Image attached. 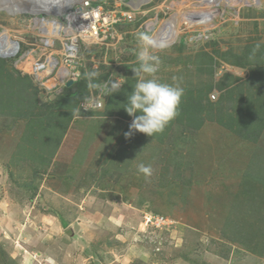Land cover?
<instances>
[{
  "label": "rangeland",
  "instance_id": "1",
  "mask_svg": "<svg viewBox=\"0 0 264 264\" xmlns=\"http://www.w3.org/2000/svg\"><path fill=\"white\" fill-rule=\"evenodd\" d=\"M93 1H97L104 10L115 12L119 21L114 28L125 34L124 41L114 51H108L106 64L110 63L108 57H116L121 61L137 60L138 53L143 47L139 37L144 33V28L150 25L154 27V33L146 34L155 38L158 30L167 28V26L161 27L170 16L172 20L174 17H185L190 12L207 9V6L202 9L197 6L193 8L200 3V0H151L150 3L136 10L131 22H125L120 18V13L128 8L132 9L125 1ZM115 4H118V7ZM215 9L213 8L211 13H214ZM28 19L30 17L23 15L13 17L0 12V32L3 29L7 30L11 39L22 36L23 42L27 44L31 36L21 20L27 24ZM174 25V28H181L182 31L175 41L169 47L150 49L153 55L159 58L162 56L163 62L168 58L172 64L179 52L187 55L208 42H214L223 50L230 48L232 52H237L246 45L264 40V0L249 6L221 5L219 13L207 31H203L205 27L202 26L186 30L182 22ZM176 45H180L177 50L173 49ZM184 45L183 48L187 50H182ZM24 48L27 49L28 46L25 45ZM101 51L102 49L92 46L81 55L84 60V63L81 62L84 73L86 69L90 71V64L93 61L99 66V59L102 61L103 57ZM259 52L261 54L257 56L258 60L262 58L264 61V45ZM249 54L243 55L247 56L242 59L246 63ZM203 57V54H198L195 61L197 68L203 62ZM6 61L10 67L13 66V60L6 59ZM157 66L159 70V64ZM102 67H105V70L107 68L106 65ZM194 67L195 65L193 66L187 58L181 63L184 89L185 85H193L190 80L197 76L192 72ZM195 72L201 74L197 69ZM36 88L39 90L40 102L55 106L57 97L51 98V94H46L40 86L36 85ZM193 91L198 92L197 89ZM193 91L184 94L181 98L178 113L193 107L189 105L193 100ZM26 92H23L16 82L12 83L0 75V110L7 111V107L11 108V105L22 106L27 103L33 97L26 96ZM262 108L264 106H255L256 113H247L248 117L252 120L256 115L260 119ZM225 114L230 118L235 117L231 109ZM5 115L6 112L2 116ZM6 123V126L0 129V264H264V161L260 162V169L245 168L242 173L239 172L242 174L240 180L236 178L230 181L229 175H223L220 177L222 183L216 184L213 175L207 176V179H210L207 187H196L190 195L191 202L186 205L181 202L175 203L179 200L173 198L172 202L174 201L175 204L164 207L168 204V200L164 197L169 193L162 190L159 195L154 194L157 195L155 197L157 202L150 204V208L147 209V203L143 202H147L152 194H146L139 187L136 191L134 189L127 191L118 187L117 192L113 190L114 192H104V194L98 192L96 186H93L92 190L88 189L87 185L92 174L88 171V164L85 162L87 167L82 171L85 177L80 181L74 174L80 167H72L77 164L80 156L58 157L54 161L57 165L52 167H60L58 162L61 160H65V166H61L62 170L60 168L59 171H52L53 168H50L48 178L46 168L39 166L38 158L32 160V163H37L36 166L40 167L37 170L38 175H33V164L28 166L21 161L15 167L13 161L9 160L17 149L15 145L24 121L20 122L21 126L10 119H6ZM76 124V130H81V125ZM172 124L173 120L168 126ZM36 125L39 126L35 124V127ZM234 125L236 124L232 122L231 126ZM251 125L255 126L256 123ZM166 132H169V127L152 137L166 135ZM75 136L74 132L68 133L64 153L61 155L74 149ZM80 138L85 139V136L80 134ZM121 139H129V136ZM70 140L72 142L69 146ZM124 147L122 145L120 151L112 152L113 160L115 162L120 160L121 166H124L125 159L127 161L129 155L122 150ZM133 149L136 150V146H133ZM40 152L41 150H37L35 155ZM101 155L102 159L106 157L104 154ZM146 155L149 156H145L144 160L140 158L141 154L135 156L133 164L127 169L138 163L150 164L152 158L154 159L153 153L148 150ZM24 156L32 157L33 151H28L26 148ZM73 157L74 160L70 164ZM90 159L87 158L86 161ZM66 163L71 165L72 173L66 169ZM210 163L211 160H207V172H210ZM254 163L255 158L251 156V164ZM103 166L104 164L101 163L98 168L102 170ZM60 171L64 172L62 176L59 174ZM68 172L71 182L63 189L60 180L62 178L66 183ZM86 172L88 173L85 175ZM26 182L38 189V195L33 199H29L30 193L20 187V184ZM162 184L165 186L160 188L166 189L168 182ZM148 190L150 193V189ZM206 191L207 194L204 193ZM107 201L109 202L106 203ZM157 204L159 207L156 206ZM130 208L131 214L133 213L130 217L132 222H126L127 228L115 227L116 225L113 224L119 226L120 220ZM155 218L161 219L159 225H155L157 224ZM243 221L245 223H242ZM238 230L241 232V238Z\"/></svg>",
  "mask_w": 264,
  "mask_h": 264
},
{
  "label": "crops",
  "instance_id": "2",
  "mask_svg": "<svg viewBox=\"0 0 264 264\" xmlns=\"http://www.w3.org/2000/svg\"><path fill=\"white\" fill-rule=\"evenodd\" d=\"M257 45H259L258 48ZM263 45L264 40H259L246 45L240 51L232 52L230 48L223 50L214 42H208L187 55L179 52L172 64H170L168 58H166L167 61L164 60L163 62V57H158L160 71H156L154 76L145 74L144 79L155 78L159 82L174 86L178 85L183 88L184 78L181 63L184 58H187L193 66L195 65L192 72L197 76L190 80L193 85H185L186 88H183L184 94L197 89L198 92L193 91V100L189 103L193 107L179 111L177 117L173 120V124L166 126L167 129L169 127V132H166V135L150 138L143 136L139 131L133 130L129 139L125 140H122L121 137L126 138L125 133L129 132V126L134 117L129 116L124 107L127 103V96L133 91L137 82L133 69L139 68L140 62L138 59L120 60L118 67L105 72L104 69H100L99 78L97 81L94 79L95 83L100 84L103 82L107 77L106 72L112 71L121 78L123 85L118 92L108 95L101 110L92 112L80 111L79 105L82 101L68 95L58 99L55 106L40 102L38 98L39 90L36 88L31 76L20 73L13 66L10 67L6 63L7 61L0 59V75L8 81L20 85L23 92L27 91L26 96L33 97L22 106L11 105V108L7 107V111L0 110V129L6 126V119H10L20 126L22 125L20 122L24 121L23 129L19 133L15 145L17 149L9 161H13L12 164L16 167L17 152H19L20 161H24L23 163H27V165H36L37 163H32L33 159H46L48 162L43 165L38 164L46 168V177L48 178L50 168H53L52 171H59L61 166H65V160H61L58 162L60 167H52V165H57L54 164V161L58 157L72 155L78 158L80 156L77 164L72 166L73 168L80 167L74 174L79 177V181L83 180L85 176L82 171L88 164V171L92 173L90 175L91 180L87 185L90 190L94 189L93 186H96L98 192L104 194V192L109 193L113 190L117 192L118 187L127 191L133 189L136 191L139 187L146 194H152V197H148L150 201L143 202L147 203V209L150 208V204L157 202L155 197L162 190H166L165 193H169V195L164 198L168 200V204L166 201L167 205H164V207L179 202L186 205L196 187H207V182L210 181L207 176L213 175L216 184L222 183L220 177L223 175H229L230 181L236 178L240 180L242 174L239 172L242 173L245 168L260 169V162L264 161V108L261 109L260 119L255 115L251 120L247 115V113H256L255 106H264V61L262 58L258 60L257 57L261 54L259 51ZM183 47L185 45L182 46V50H187ZM179 48L180 45H176L173 49L177 50ZM249 53H251L252 66L246 64L243 60L237 61L239 64H244L243 66L232 64L235 61L233 59L234 55L243 56ZM198 54L204 55V60L198 67V72L201 74L195 72L197 69L195 61H197ZM207 55L212 57L210 63H207ZM171 57L173 58L172 55ZM166 69L167 71H165ZM239 86L241 90H238ZM239 91H242V93H239ZM87 94L88 96L94 95L95 89L88 88ZM212 96L214 99H211ZM182 103H184V100H182ZM249 104L250 108H247ZM230 109L232 115H235L234 118H230L225 114H228ZM4 112H6V115L2 116ZM49 113L56 116L52 118L50 115L51 119H47ZM44 117H46L43 123L45 131L50 128L61 131V133L58 132L55 138L46 136L40 138L39 130L37 133L33 132V136L26 131L27 128L30 132L33 131L31 129H36L35 124H38L39 119ZM232 122L236 125L231 126ZM254 122L256 125L252 126L251 124ZM76 123L81 125V130H76ZM25 131L32 137L30 142L27 139L25 140L23 136ZM70 132L76 134L73 144L75 145L74 149L65 152V155H61L64 153L65 140ZM80 134H83L85 139L80 138ZM71 142L72 140H70L69 146ZM122 145L125 146L122 149L124 153L126 155L129 153L124 166H121L120 160L115 162L112 155L115 150L120 151ZM133 146H136V150L133 149ZM26 148L28 151H33L32 157L24 156ZM200 148H203V152ZM37 150H41L42 156L40 153L35 155ZM148 150L154 156L150 164L138 163L127 169L133 164L135 156L141 154L140 158L143 160L145 156H149L146 155ZM43 151H45L44 154ZM101 154L106 157L102 159ZM251 156L255 158L253 165L251 164ZM74 157L71 159L70 164L73 162ZM87 158L91 159L86 161ZM171 159L174 161L170 162ZM207 160H211L210 172H207ZM101 163L104 164L102 170L98 168ZM70 164L66 163V169L69 172L72 169ZM140 164L151 167V174L146 175L140 172L138 170ZM94 168L96 169L93 171ZM69 172L67 179H65L66 183L62 178L60 180L64 186L63 189L67 188L66 186L71 182ZM63 173L60 171V176ZM51 179L54 178L51 177ZM165 180L168 185L166 189H161L165 186L162 184V182H166ZM133 184L137 185L133 187ZM148 189H150V193ZM204 193L207 194V191ZM173 198H178L179 201L174 203V201L172 202ZM206 201L204 200L205 205H207ZM156 206L159 207L158 204ZM131 210L130 208L129 212L120 220L119 226L115 223L113 225L119 228H127L126 222H132L130 217L133 216V213L131 214Z\"/></svg>",
  "mask_w": 264,
  "mask_h": 264
},
{
  "label": "built area",
  "instance_id": "3",
  "mask_svg": "<svg viewBox=\"0 0 264 264\" xmlns=\"http://www.w3.org/2000/svg\"><path fill=\"white\" fill-rule=\"evenodd\" d=\"M92 3V0H81L70 6L65 9L63 20L53 21L43 17L38 18L47 21L50 28H42L31 18L26 21L27 24L21 20V23L25 25L24 28L31 36L28 40L30 42L25 44L22 36L18 39H11L10 37L11 46L0 53V58L13 60V67L20 73L30 75L35 85L42 87L46 94H51V98L61 94L68 82L73 84L83 75L86 76L85 74L93 71L99 74L104 65L107 67L106 70L115 69L118 67L120 59L108 57L110 63L106 64L105 58L109 50L114 51L124 41L125 34L114 28L119 21L116 19L115 12L106 11L100 4ZM115 6L118 7V4ZM135 12L137 11H131L128 8V10L120 13V18L125 22H131ZM154 30V27L144 28V34L154 33ZM162 30H158L156 35ZM4 44L5 41L1 40L0 46ZM25 45L28 46L27 49L24 48ZM92 46L102 49V61L99 59V66H96V62H91L90 71L88 72L86 69V73H84L82 64L84 60L81 55ZM76 73H80L79 78L75 76ZM106 74V79L100 83L102 85L113 79L122 81L112 71L106 72ZM107 97L108 95L105 96L100 89H95L94 95L91 94L80 103V109L83 112L99 111ZM211 99L214 97L212 96ZM160 220L155 218L154 221L157 222L155 225H159Z\"/></svg>",
  "mask_w": 264,
  "mask_h": 264
},
{
  "label": "clouds",
  "instance_id": "4",
  "mask_svg": "<svg viewBox=\"0 0 264 264\" xmlns=\"http://www.w3.org/2000/svg\"><path fill=\"white\" fill-rule=\"evenodd\" d=\"M80 1L81 0L78 2ZM76 3L70 2L66 7L69 8ZM95 3L98 4L97 1H93L92 4ZM64 12L61 16H57L55 19L63 20L65 17ZM22 15L30 17L35 23L43 21L38 19L40 17L47 18V20L53 19L47 12L28 14L20 11L19 13L14 14L13 17H21ZM37 25H40V23H37ZM150 27L151 25L148 28ZM139 39L143 45L137 56L140 66L138 69H133L137 82L133 91L127 96V103L124 107L127 114L134 117L131 125L129 126V132L125 133L126 137L130 136L133 130L144 133L149 137L162 133L166 126L177 117L181 98L184 94L183 88L178 85L174 86L162 83L155 78L144 79L145 74L154 76V73L157 71V65L159 64L158 57L153 55L150 52V49L163 47V45L158 44L154 38L144 33L140 35ZM258 47L259 45H257V48ZM0 59L5 60L3 58ZM85 75L88 80V88L100 89L105 96L118 92L123 85V81L116 79H113L110 82H105L103 85L95 83L93 81L98 76V73L95 71ZM75 76L79 78L80 73H76ZM137 113L138 115H136ZM138 170L146 175H150L152 172L151 167L145 166L144 164H140L138 166Z\"/></svg>",
  "mask_w": 264,
  "mask_h": 264
},
{
  "label": "bare ground",
  "instance_id": "5",
  "mask_svg": "<svg viewBox=\"0 0 264 264\" xmlns=\"http://www.w3.org/2000/svg\"><path fill=\"white\" fill-rule=\"evenodd\" d=\"M54 1V2H50ZM79 0H0V12H4L8 16H13L14 14L21 12H26L28 14H38L41 12H47L53 18L52 20H56L57 16H61L64 12V9H68L67 4L70 2L76 3ZM126 4L132 8V11H136L140 9L145 3L150 0H123ZM259 0H200L198 5H195L193 8H205L207 9L198 11V12H190L185 15V17H174L171 20L170 18L163 23L161 28H164L161 33L155 36V40L158 44L163 45L162 48L167 47L171 43H173L178 35H180L181 28H174L175 23H184L186 30H191L192 28H196L198 26L205 27L203 31H207V28H210L212 22L219 13V7L221 5L228 6L232 4H239L240 6L249 4H258ZM202 6V7H201ZM257 6V5H256ZM214 13L212 12V9ZM196 10V9H195ZM207 10V12H206ZM139 11V10H138ZM215 15V16H214ZM40 26L42 28H50V24L47 21H39ZM51 28H59V27H51ZM1 40L5 41V44L0 46V53L10 48V35L7 30H3L0 32V43ZM161 48V47H157ZM23 264V263H22Z\"/></svg>",
  "mask_w": 264,
  "mask_h": 264
},
{
  "label": "trees",
  "instance_id": "6",
  "mask_svg": "<svg viewBox=\"0 0 264 264\" xmlns=\"http://www.w3.org/2000/svg\"><path fill=\"white\" fill-rule=\"evenodd\" d=\"M249 49H251V48L249 47ZM249 55L250 56H248L249 60H248L247 63L252 66V62L250 60L251 53ZM243 57H247V56H242V55L241 56H235L234 55L233 59H235V61H233L232 64H237L238 65L239 62L237 63V61L242 60ZM206 58L208 59L207 63H210L212 61V57L211 56L207 55ZM203 60H204V57H203ZM245 63H246V61H245ZM239 65L243 66L244 64H239ZM102 69H104V71H105V67H102ZM197 70H198V68H197ZM258 71H259V69H258ZM98 78H99V75L95 78V80L97 81ZM87 83H88V80H87L86 76L83 75L77 82L73 83L70 87H64L63 91L61 92V94H58L56 97H57V99H61V98H64V97H66L68 95V96H70L72 98H75V99H77L79 101H84L87 98V96H88V94H87V89H88ZM238 90H241L240 86L238 87ZM248 92H249V89H248ZM239 93H242V91H239ZM84 97H86V98H84ZM248 100H250V98H248ZM247 106H250V104L247 105ZM50 115H51L52 118H54L56 116V115H52L51 113H49V116L48 115H47L48 117L46 116L47 119H51ZM46 117L39 119V122H38L39 126L36 125V129H31L30 128L31 130H33V131L30 132L29 129L27 128L26 131L29 132L33 136V132L37 133V131L39 130L40 138L42 136H43L42 138H44L45 136L48 137V138H55V136L58 134V132L60 130L50 128V129L45 131L44 127H43V123H44V119ZM26 131L23 134V136L25 137V140L27 139L28 142H30L32 140L31 139L32 137ZM42 132H44V133L41 134ZM60 133H61V131H60ZM44 153L45 152H43V154ZM17 155H18V159H16L17 160L16 166L18 165L19 162H21L20 161L19 152H17ZM39 161H40V163H39L40 165H43L45 162H48L46 159H41ZM28 166H31V165H28ZM39 168H40L39 166L33 165V167H32L33 175H38L37 170H39ZM71 173H72V171H71ZM20 187L30 193V198L29 199H33L35 196H37L38 189L36 188V186L32 185L31 183L27 184V182H26L23 185L20 184ZM244 221L242 223L246 222V221L245 222ZM246 224H248V223L246 222ZM224 225L226 226V223ZM238 233L240 235L239 237L241 238L242 235H241L240 230H238ZM239 237H238V240H240Z\"/></svg>",
  "mask_w": 264,
  "mask_h": 264
},
{
  "label": "water",
  "instance_id": "7",
  "mask_svg": "<svg viewBox=\"0 0 264 264\" xmlns=\"http://www.w3.org/2000/svg\"><path fill=\"white\" fill-rule=\"evenodd\" d=\"M72 85V83L71 82H68L67 84H66V87H70Z\"/></svg>",
  "mask_w": 264,
  "mask_h": 264
}]
</instances>
